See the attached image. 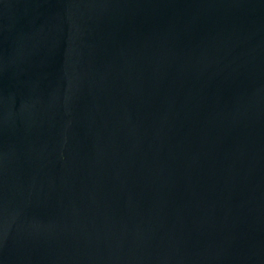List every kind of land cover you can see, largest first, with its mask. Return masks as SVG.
Segmentation results:
<instances>
[{"label": "water", "instance_id": "obj_1", "mask_svg": "<svg viewBox=\"0 0 264 264\" xmlns=\"http://www.w3.org/2000/svg\"><path fill=\"white\" fill-rule=\"evenodd\" d=\"M0 264H264V0H0Z\"/></svg>", "mask_w": 264, "mask_h": 264}]
</instances>
